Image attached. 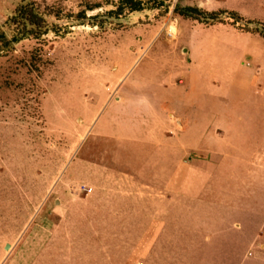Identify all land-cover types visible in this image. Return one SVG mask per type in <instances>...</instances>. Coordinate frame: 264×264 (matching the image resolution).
<instances>
[{
  "label": "rangeland",
  "instance_id": "1",
  "mask_svg": "<svg viewBox=\"0 0 264 264\" xmlns=\"http://www.w3.org/2000/svg\"><path fill=\"white\" fill-rule=\"evenodd\" d=\"M21 1L68 27L0 53V264H264V81L217 107L187 77L174 95L158 75L195 61L198 41L249 33L174 4L264 23V0L117 16L116 0H0L6 37ZM181 97L193 107L170 110Z\"/></svg>",
  "mask_w": 264,
  "mask_h": 264
},
{
  "label": "crops",
  "instance_id": "2",
  "mask_svg": "<svg viewBox=\"0 0 264 264\" xmlns=\"http://www.w3.org/2000/svg\"><path fill=\"white\" fill-rule=\"evenodd\" d=\"M244 36L242 38L234 32H228L226 37L216 41H198L196 56L195 51L187 47L188 50L182 57L185 59L188 56H190L189 58L195 56V61L194 57L191 58V63L188 65L185 61L176 64L172 60L170 72L165 74L159 72L158 75L169 86L171 93L174 91L173 86L187 77L198 85L197 96H200L206 88L212 103H216V98L227 92L235 97V102L238 101L240 104L242 101L246 102V99H242L241 96L251 92L252 81H264V38L250 33ZM231 39L238 41L239 48L229 45ZM171 58L173 57L171 56ZM189 68L190 71H188ZM180 93L182 95L181 90ZM173 94L176 93L173 92ZM187 104L189 109L193 107L194 102L185 104L181 97L177 104L169 103V106L170 110L187 111ZM174 105H177L178 108ZM211 110L213 111V109ZM214 110L218 111V108ZM225 254L230 255V253ZM250 259L248 258V260Z\"/></svg>",
  "mask_w": 264,
  "mask_h": 264
},
{
  "label": "trees",
  "instance_id": "3",
  "mask_svg": "<svg viewBox=\"0 0 264 264\" xmlns=\"http://www.w3.org/2000/svg\"><path fill=\"white\" fill-rule=\"evenodd\" d=\"M168 0H116L113 7L105 11V14H113L117 16L124 9L129 11H140L143 9H151L160 7L162 12L167 10ZM88 9L94 8V6H88ZM172 12L179 14L182 17H189L197 20H207L209 22L217 21L219 14L226 13L231 19L232 23L235 24L236 28L242 32L256 33L257 35L264 38V23L255 19H244L237 12L233 10H210L204 11L196 6H178L174 4L172 6ZM47 15H53L58 18V15L54 11H44L41 9L40 4L34 1H21L14 6L11 14L3 21L1 26H5L10 29L11 33L9 37H6L4 31L0 27V53L4 49L10 48L14 43L25 39L34 38L40 39L48 32L54 34H61L66 32L68 24H57L48 23L46 20ZM96 15H92L94 17ZM89 16L85 15L83 9L79 10L74 14L73 20L82 21L84 18ZM243 21L244 25H240L239 22ZM92 23V25H96ZM101 24V23H99ZM249 24H253L250 27Z\"/></svg>",
  "mask_w": 264,
  "mask_h": 264
}]
</instances>
